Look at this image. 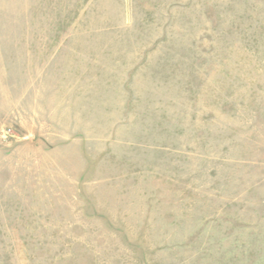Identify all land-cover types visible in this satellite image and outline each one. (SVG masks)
<instances>
[{"label":"rangeland","instance_id":"374dc122","mask_svg":"<svg viewBox=\"0 0 264 264\" xmlns=\"http://www.w3.org/2000/svg\"><path fill=\"white\" fill-rule=\"evenodd\" d=\"M0 264H264V0H0Z\"/></svg>","mask_w":264,"mask_h":264}]
</instances>
